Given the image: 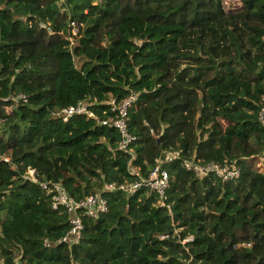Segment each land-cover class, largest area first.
<instances>
[{
    "label": "trees",
    "instance_id": "obj_1",
    "mask_svg": "<svg viewBox=\"0 0 264 264\" xmlns=\"http://www.w3.org/2000/svg\"><path fill=\"white\" fill-rule=\"evenodd\" d=\"M130 95L123 152L99 122ZM76 103L92 116L62 121ZM263 105L264 0H0V260L264 264ZM155 159L163 205L144 186L102 190L145 180ZM185 159L238 176L195 177ZM38 182L75 201L99 191L106 210L79 214L69 246L68 214Z\"/></svg>",
    "mask_w": 264,
    "mask_h": 264
},
{
    "label": "built area",
    "instance_id": "obj_2",
    "mask_svg": "<svg viewBox=\"0 0 264 264\" xmlns=\"http://www.w3.org/2000/svg\"><path fill=\"white\" fill-rule=\"evenodd\" d=\"M70 25L71 27L73 26L72 23H70ZM133 99L134 95H130L127 99L119 103L114 102V99L112 98L104 101L108 105V111L114 112L115 114L113 117H108L107 119H103L99 122L101 125H107L116 129L119 137L116 143V149L123 152L128 151V146L131 141V138L126 130V108ZM80 113H84L87 117L92 116V113L85 108V104L76 103L75 105L67 107L61 111L62 121H65L73 114ZM257 118L260 123L263 122L264 105L259 109ZM177 155V151L166 153L163 161L168 162ZM154 162L155 164L149 171L145 180L135 182L131 185L115 186L114 184H105L103 185L102 190L113 191L118 189L123 192H132L134 189L144 186L150 191H153L157 195L160 205H163L162 199L164 191L167 188V175L166 172L160 168V161L155 159ZM182 166L185 170L191 172L195 177H203L207 174H213L221 181H227L238 176V170L235 167L220 165L215 162L200 164L193 159H185L182 161ZM29 173L30 176H32V172L30 171ZM38 185L42 190H44L45 194L50 196L51 209L55 210L57 208H62L68 214L69 229L60 239V241L67 243L69 246L77 242L80 235L81 223L79 220V214L94 219L97 218L98 215L104 213L106 210V201L101 196L99 191H95L91 195L75 201L65 193L63 187L59 183L38 182ZM185 240L188 241L190 238ZM43 245L48 246V243L44 240ZM70 264L78 263L71 262Z\"/></svg>",
    "mask_w": 264,
    "mask_h": 264
},
{
    "label": "rangeland",
    "instance_id": "obj_3",
    "mask_svg": "<svg viewBox=\"0 0 264 264\" xmlns=\"http://www.w3.org/2000/svg\"><path fill=\"white\" fill-rule=\"evenodd\" d=\"M72 28V27H71ZM70 33L72 34V33H74V28H72L71 30H70ZM72 40V38L70 37V41ZM29 175H30V173H29ZM13 263H17L16 262V257L14 258V262ZM0 264H3L2 263V261L0 260Z\"/></svg>",
    "mask_w": 264,
    "mask_h": 264
}]
</instances>
